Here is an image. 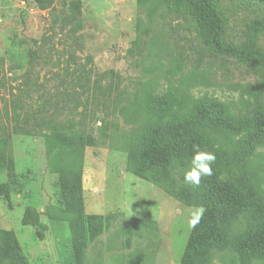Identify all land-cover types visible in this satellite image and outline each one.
<instances>
[{
  "label": "rangeland",
  "instance_id": "374dc122",
  "mask_svg": "<svg viewBox=\"0 0 264 264\" xmlns=\"http://www.w3.org/2000/svg\"><path fill=\"white\" fill-rule=\"evenodd\" d=\"M214 1L222 50L180 0H0V264L11 244L28 264H70L62 203L85 179L89 212L113 202L91 208L89 191L121 207L84 264H180L198 206L196 264H264V67L228 52L264 55L250 28L264 1ZM53 125L97 144L49 142ZM194 145L216 157L199 187L183 181Z\"/></svg>",
  "mask_w": 264,
  "mask_h": 264
},
{
  "label": "trees",
  "instance_id": "16d2710c",
  "mask_svg": "<svg viewBox=\"0 0 264 264\" xmlns=\"http://www.w3.org/2000/svg\"><path fill=\"white\" fill-rule=\"evenodd\" d=\"M39 8H43L45 5H50L53 0H33ZM185 6L189 9L191 14L194 18L198 21H203L204 25L210 31V42L216 49H221L217 38L222 34V12L217 7L218 4L214 0H180ZM257 2H263L264 0H255ZM250 28L252 29L253 33L264 31V20H256L254 21ZM218 49V50H219ZM229 53L233 54L239 61L247 62L251 60L253 57L257 56L260 58V61L264 67V55L259 53L258 51H228ZM109 73L105 72L103 75L107 76ZM79 80L85 81L84 76H80ZM264 85L262 86V89ZM113 92V91H110ZM263 92V91H262ZM16 102L12 101V109L8 110V108L4 109L5 116L11 117L13 120H16L18 123L21 120L22 115L17 112L18 107L15 106ZM38 114H41L39 112ZM72 125V124H71ZM48 131L50 133L45 135L46 140L51 142L52 139H59L62 142L67 143H76L82 144L85 146L93 147L97 144V140L94 137L85 135L78 130L75 129L74 126H69L68 129L58 130L57 126H51ZM19 133L18 131H16ZM264 136V134H263ZM150 160L154 162H158V157L154 155H150ZM236 162L238 163L237 157H235ZM136 177L140 180H144V173L139 169H133ZM79 183V191H76V194L70 193L69 202L64 205L62 203L63 209L67 210L69 213L74 215L73 219L70 217L68 219L65 218L67 223V228L69 231L71 247L75 259V264H82L85 250L92 244L100 235L106 233L109 229V224H104V222H108L113 216L106 215V216H98V215H87L84 212V197H83V190H82V181L80 180ZM148 183V182H147ZM151 184V183H150ZM154 186L158 187L161 185L154 184ZM61 189H64L60 186ZM58 189V197L60 198L63 191ZM64 200V195L61 197ZM251 209L260 214V205L256 204L251 207ZM264 220V216L262 217ZM29 222L28 220H25ZM201 221L194 227L190 241L187 244L186 251L181 258L180 264H196L198 258V251L197 248L194 247L195 239L199 235L201 231ZM8 236L9 233L4 231H0L1 236ZM11 246V247H10ZM9 248L6 250V255L8 257V264H28V261L22 258L20 254L19 247H12L11 244Z\"/></svg>",
  "mask_w": 264,
  "mask_h": 264
},
{
  "label": "clouds",
  "instance_id": "9594fccd",
  "mask_svg": "<svg viewBox=\"0 0 264 264\" xmlns=\"http://www.w3.org/2000/svg\"><path fill=\"white\" fill-rule=\"evenodd\" d=\"M215 154L204 151L198 145L193 146V155L188 162V167L183 173L184 184L191 187H199L201 179L213 175L212 165L215 163ZM205 208L193 207L190 211L189 225L195 227L202 219Z\"/></svg>",
  "mask_w": 264,
  "mask_h": 264
},
{
  "label": "crops",
  "instance_id": "0c3cea01",
  "mask_svg": "<svg viewBox=\"0 0 264 264\" xmlns=\"http://www.w3.org/2000/svg\"><path fill=\"white\" fill-rule=\"evenodd\" d=\"M83 183H86V179H85V181L83 182L82 181V190H83V197H84V212H85V214H87V215H97V214H93L92 212H89V210H88V205H86V203H85V193H86V190L84 189V186H83ZM91 186H94V188H93V192L94 191H97V186H95V184L94 183H92V184H90ZM90 185H88V186H90ZM105 191H107L106 189H105ZM109 191V195H110V197H106V196H104V195H98V196H95V195H93V193H92V191H89L88 193H90L91 195H90V197L88 198V201H89V207H91V208H94V206L95 205H99L101 208L105 205V204H107V207H108V205L110 204V202H112V210H109L108 212H104L103 214H100V215H98V216H106V215H109L110 213L111 214H113V213H115V211H116V209H117V207H121L120 205H118L117 203H115L114 202V199L115 198H118L119 196H117V195H115L116 194V192H114V191H110V190H108ZM152 196V195H151ZM150 196V197H151ZM125 217L128 219V220H130V221H135V220H147V221H153V220H150V219H129L126 215H125ZM155 222H157L156 220H154ZM99 238H103V234L102 235H100L97 239H99ZM97 239L94 241V242H96L97 241ZM91 245V244H90ZM89 248V247H88ZM88 248L85 250V259L83 260V262H82V264H84L85 263V260H86V258H87V254H88ZM56 257H57V261H59L60 263L62 262L61 261V258L58 256V252H57V248H56ZM72 258V259H71ZM71 258H70V264H71V262H72V264H75V259H74V255H73V251H72V247H71Z\"/></svg>",
  "mask_w": 264,
  "mask_h": 264
}]
</instances>
